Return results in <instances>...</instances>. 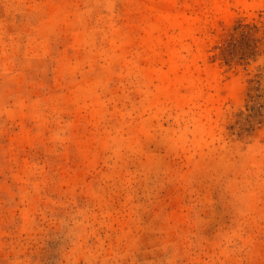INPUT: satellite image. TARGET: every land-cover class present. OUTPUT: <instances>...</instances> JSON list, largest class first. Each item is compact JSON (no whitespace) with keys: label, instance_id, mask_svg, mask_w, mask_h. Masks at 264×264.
I'll return each instance as SVG.
<instances>
[{"label":"rangeland","instance_id":"1","mask_svg":"<svg viewBox=\"0 0 264 264\" xmlns=\"http://www.w3.org/2000/svg\"><path fill=\"white\" fill-rule=\"evenodd\" d=\"M0 264H264V0H0Z\"/></svg>","mask_w":264,"mask_h":264}]
</instances>
